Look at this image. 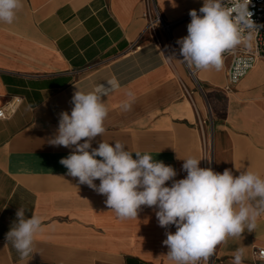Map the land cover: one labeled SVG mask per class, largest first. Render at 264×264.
I'll return each instance as SVG.
<instances>
[{
    "label": "crops",
    "instance_id": "crops-1",
    "mask_svg": "<svg viewBox=\"0 0 264 264\" xmlns=\"http://www.w3.org/2000/svg\"><path fill=\"white\" fill-rule=\"evenodd\" d=\"M156 1L172 25L170 35L159 33L161 47L132 48L146 26L143 0H23L13 23L0 22V107L22 98L17 113L0 121V264H175L163 244L174 225L160 227L155 207L118 218L106 196L67 175L59 161L71 149L47 142L60 113H71L77 89L103 85L108 92L106 131L92 147L120 141L134 158L139 151L173 166L177 180L187 175L188 157L215 172L264 178V62L226 91L223 59L219 70L199 72L197 86L176 41L187 36L189 12H199L203 0ZM113 79L119 86L108 88ZM129 100L131 110L124 111ZM18 208L26 218H42L34 253L24 259L5 245ZM241 247L243 264H254L253 248L264 247V214L254 232L220 244L207 264H232Z\"/></svg>",
    "mask_w": 264,
    "mask_h": 264
},
{
    "label": "clouds",
    "instance_id": "clouds-1",
    "mask_svg": "<svg viewBox=\"0 0 264 264\" xmlns=\"http://www.w3.org/2000/svg\"><path fill=\"white\" fill-rule=\"evenodd\" d=\"M250 4L251 0H203L199 14L190 10L188 34L176 41L182 61L190 68L219 70L226 51L250 41L253 33L264 27L252 19ZM22 7L23 0H0V22L13 23ZM107 84L111 89L119 86L115 79ZM105 89L103 85L87 92L77 89L71 113H60L57 132L47 141L71 149L59 161L68 176L106 196V206L120 219L137 218L141 206L155 207L159 226L176 228L174 233L166 231L163 241L167 257L175 264H198L201 260L207 264L220 244L242 237L245 230L255 231L264 214V178L258 173L240 171L234 175L229 169L219 173L201 168V159L188 157L182 164L187 175L177 180L173 166L139 151L134 158L120 141L102 139L98 147H92L93 140L106 131ZM127 95L134 96L131 91ZM131 107L130 100L122 104L124 111ZM97 179L99 185L94 182ZM169 181L171 185L166 186ZM41 230L40 216L26 218L25 209L18 208L5 245L11 243L21 259L32 256L34 237ZM244 258L245 248H237L232 264H243Z\"/></svg>",
    "mask_w": 264,
    "mask_h": 264
},
{
    "label": "built area",
    "instance_id": "built-area-1",
    "mask_svg": "<svg viewBox=\"0 0 264 264\" xmlns=\"http://www.w3.org/2000/svg\"><path fill=\"white\" fill-rule=\"evenodd\" d=\"M145 10L144 19L146 26L138 39L132 44V48H139L144 42L154 47H161L159 38L160 32L170 35L172 25L167 23L158 7L156 0H143ZM249 10L253 12L252 19L257 25H264V0H251ZM199 14V12H198ZM148 38V41H146ZM223 59L229 61L227 68L226 91H231L259 62H264V27L259 32L253 33L250 41H244L233 50L226 51ZM189 76L200 87L198 74L202 69L190 68L187 66ZM190 97V95L188 94ZM22 98L12 96L8 102L0 107V121L8 120L13 117L20 105ZM254 264H264V247H254L252 250Z\"/></svg>",
    "mask_w": 264,
    "mask_h": 264
}]
</instances>
